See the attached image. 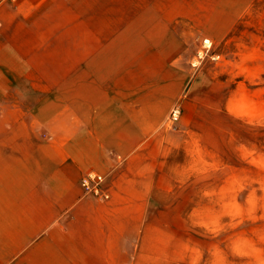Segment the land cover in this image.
<instances>
[{"label":"crops","instance_id":"crops-1","mask_svg":"<svg viewBox=\"0 0 264 264\" xmlns=\"http://www.w3.org/2000/svg\"><path fill=\"white\" fill-rule=\"evenodd\" d=\"M148 3L0 0V264H176L163 208L209 160L193 105L210 84L177 45L115 29Z\"/></svg>","mask_w":264,"mask_h":264},{"label":"rangeland","instance_id":"rangeland-1","mask_svg":"<svg viewBox=\"0 0 264 264\" xmlns=\"http://www.w3.org/2000/svg\"><path fill=\"white\" fill-rule=\"evenodd\" d=\"M148 1L145 19L130 7L115 29H129L131 48L177 45L210 84L193 105L209 160L194 166L193 192L163 208L162 252L176 264H264V0Z\"/></svg>","mask_w":264,"mask_h":264},{"label":"built area","instance_id":"built-area-1","mask_svg":"<svg viewBox=\"0 0 264 264\" xmlns=\"http://www.w3.org/2000/svg\"><path fill=\"white\" fill-rule=\"evenodd\" d=\"M178 112L179 109L173 110L172 115L174 118H177L179 116ZM103 180H104L103 174L90 172L87 173L85 176H83L82 183L87 190L92 191L101 197H108L109 194L102 190Z\"/></svg>","mask_w":264,"mask_h":264},{"label":"bare ground","instance_id":"bare-ground-1","mask_svg":"<svg viewBox=\"0 0 264 264\" xmlns=\"http://www.w3.org/2000/svg\"><path fill=\"white\" fill-rule=\"evenodd\" d=\"M207 41H208V39H207Z\"/></svg>","mask_w":264,"mask_h":264}]
</instances>
